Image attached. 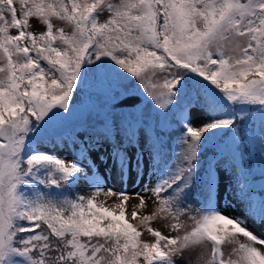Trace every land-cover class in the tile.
<instances>
[{
  "label": "snow or ice",
  "instance_id": "1",
  "mask_svg": "<svg viewBox=\"0 0 264 264\" xmlns=\"http://www.w3.org/2000/svg\"><path fill=\"white\" fill-rule=\"evenodd\" d=\"M257 228L264 0H0V264H264Z\"/></svg>",
  "mask_w": 264,
  "mask_h": 264
},
{
  "label": "rangeland",
  "instance_id": "2",
  "mask_svg": "<svg viewBox=\"0 0 264 264\" xmlns=\"http://www.w3.org/2000/svg\"><path fill=\"white\" fill-rule=\"evenodd\" d=\"M133 87H134V85H133ZM43 147L47 148L48 150H52V148H50V147H46V146H43ZM114 187L116 188L117 191H123L124 188L126 187L127 192H128L130 195H132V197H134V195H133L134 193H136V192L139 191V186L136 185V184H127V185H123V186H122L120 183H117V184L114 185ZM76 191L80 192L81 194H86L85 192H83V191H82L81 189H79V188H77ZM115 199H116V198L113 197V198L110 199L109 201H111V203H112L113 200H115ZM221 204H222V206H227V201L224 200V201L221 202ZM131 210H132V208H129V206H128V211L130 212ZM157 226H158V225H157ZM256 231H257L258 234H259V233H262V232H264V228H257ZM145 238H148V237H147V234H145ZM188 259H189V258H188L187 256L184 258L185 261H188ZM178 264H180L179 258H178Z\"/></svg>",
  "mask_w": 264,
  "mask_h": 264
},
{
  "label": "bare ground",
  "instance_id": "3",
  "mask_svg": "<svg viewBox=\"0 0 264 264\" xmlns=\"http://www.w3.org/2000/svg\"><path fill=\"white\" fill-rule=\"evenodd\" d=\"M109 203H111V201H109ZM136 203H138V200L137 199H135V197H133V198H131L130 200H129V208H132Z\"/></svg>",
  "mask_w": 264,
  "mask_h": 264
},
{
  "label": "trees",
  "instance_id": "4",
  "mask_svg": "<svg viewBox=\"0 0 264 264\" xmlns=\"http://www.w3.org/2000/svg\"><path fill=\"white\" fill-rule=\"evenodd\" d=\"M42 146H49V147H52L51 145H42ZM259 192V189L257 190Z\"/></svg>",
  "mask_w": 264,
  "mask_h": 264
},
{
  "label": "water",
  "instance_id": "5",
  "mask_svg": "<svg viewBox=\"0 0 264 264\" xmlns=\"http://www.w3.org/2000/svg\"><path fill=\"white\" fill-rule=\"evenodd\" d=\"M139 99H142V97H139Z\"/></svg>",
  "mask_w": 264,
  "mask_h": 264
}]
</instances>
